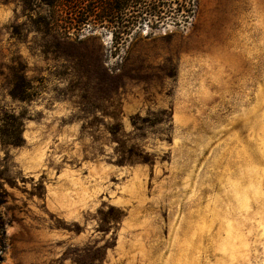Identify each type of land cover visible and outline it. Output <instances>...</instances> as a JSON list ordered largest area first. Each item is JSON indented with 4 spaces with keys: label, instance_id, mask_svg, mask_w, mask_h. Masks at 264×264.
I'll return each instance as SVG.
<instances>
[{
    "label": "rangeland",
    "instance_id": "1",
    "mask_svg": "<svg viewBox=\"0 0 264 264\" xmlns=\"http://www.w3.org/2000/svg\"><path fill=\"white\" fill-rule=\"evenodd\" d=\"M47 2L0 0V264H264V0L123 40Z\"/></svg>",
    "mask_w": 264,
    "mask_h": 264
},
{
    "label": "trees",
    "instance_id": "2",
    "mask_svg": "<svg viewBox=\"0 0 264 264\" xmlns=\"http://www.w3.org/2000/svg\"><path fill=\"white\" fill-rule=\"evenodd\" d=\"M52 9L50 22L47 26L51 30L69 33L72 28H81L89 25L93 29L104 26L112 29V34L123 40L136 26H141L145 16H153L162 21L165 15L176 17L183 15L191 6L192 0H47ZM155 21V19H154ZM12 94L18 90H11ZM18 94L24 98L27 89H21ZM3 141L8 138L3 136ZM13 143V142H12ZM7 191L0 185V204L7 196ZM6 221L0 210V263L3 262V253L6 247Z\"/></svg>",
    "mask_w": 264,
    "mask_h": 264
}]
</instances>
